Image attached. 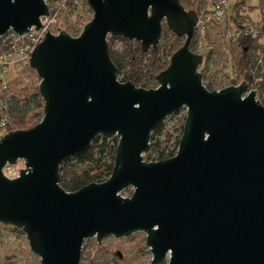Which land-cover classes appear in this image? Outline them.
I'll list each match as a JSON object with an SVG mask.
<instances>
[{
	"label": "water",
	"instance_id": "95a60500",
	"mask_svg": "<svg viewBox=\"0 0 264 264\" xmlns=\"http://www.w3.org/2000/svg\"><path fill=\"white\" fill-rule=\"evenodd\" d=\"M77 36L46 33L30 53L43 116L0 139V224L23 231L39 264H80L84 240L146 235L150 264H264V106L244 81L208 90L190 49L196 11L180 0H85ZM45 0H0V37L37 31ZM49 18V17H48ZM163 25L183 45L153 89L120 82L107 38L155 49ZM45 28V27H44ZM186 109L174 156L145 162L150 137ZM118 138L110 176L77 191L60 166L96 137ZM23 161L16 178L8 165ZM128 187L130 197L121 196Z\"/></svg>",
	"mask_w": 264,
	"mask_h": 264
},
{
	"label": "rangeland",
	"instance_id": "374dc122",
	"mask_svg": "<svg viewBox=\"0 0 264 264\" xmlns=\"http://www.w3.org/2000/svg\"><path fill=\"white\" fill-rule=\"evenodd\" d=\"M210 0H206L208 7ZM260 0H229V13H233L235 5H238L239 15L248 16L257 20L258 4ZM242 4V6L240 5ZM240 7V8H239ZM241 18V21L244 18ZM92 18V12L88 8L85 0H74L71 5L66 7L62 12L56 32L65 31L71 36H77L82 31L83 26ZM165 26L163 25V29ZM109 37L107 38V40ZM211 43H213V53L205 60L204 64L199 67V72L205 69V77L202 78L203 85L208 83L219 84L229 81L230 76L238 78L236 72L235 60L238 51L231 43L224 41L221 36V30L214 31ZM123 45L120 40L113 41V48L118 49ZM145 79L144 82H147ZM10 94L12 92H21V89L28 91L38 89L39 79L34 70H31L26 78L9 76ZM153 85V84H152ZM155 87L158 86L155 81ZM32 104H29L25 110H30ZM186 117V109L169 116L162 124V131L155 137L159 143V148L153 153L143 156L145 162H155L159 152L163 150L169 153L175 150L176 141L181 132V126ZM115 138V137H114ZM113 139V138H112ZM170 139V140H168ZM111 140V139H109ZM115 142L110 141L107 151L101 158V162L85 163L77 160H70L66 169L69 173L72 171L80 172L85 169H95L103 163L111 160L112 149ZM99 148L94 149V160L99 158ZM24 168L23 161H17L14 165H8L4 169V175L10 179L18 176V171ZM133 188L128 187L121 192V196L128 198L132 195ZM146 235L144 233H135L127 238L115 239L112 236L104 238L97 246L95 238L84 240L81 251L80 264H150V249L145 244ZM40 259L30 252L25 234L20 229L13 226L0 224V264H39ZM162 264H166L162 263Z\"/></svg>",
	"mask_w": 264,
	"mask_h": 264
},
{
	"label": "trees",
	"instance_id": "16d2710c",
	"mask_svg": "<svg viewBox=\"0 0 264 264\" xmlns=\"http://www.w3.org/2000/svg\"><path fill=\"white\" fill-rule=\"evenodd\" d=\"M181 5L186 10H193L199 13V11L206 8V0H180ZM264 0H260L257 9H261ZM242 6V4H240ZM240 8V7H239ZM233 13L239 18L237 22V27H240L241 16L238 12V5H235ZM232 13V14H233ZM232 22L236 21L235 17L230 19ZM76 36V35H75ZM120 40L123 45L114 49L113 41ZM184 42V38L176 37L173 33L167 30L165 27L162 30V35L160 41L155 49H149L143 52L140 48V44L135 41H128L122 38L109 37L107 40L108 52L111 61L117 68V78L120 82H132L136 87L150 89L155 87L156 76L163 70H165L169 64L170 57L172 54L178 50ZM238 51L237 59L235 60V67L238 77L246 82L249 87L252 85V77L250 75L249 66L254 63L253 57L258 54L263 55L264 62V25L261 33L258 37H246L244 35L240 36L238 43L234 45ZM191 51H194L192 46H190ZM2 52V50H0ZM202 78L205 77L206 71L203 69L201 71ZM148 79L147 82H144ZM264 80V75H263ZM10 84V83H9ZM153 84V85H152ZM231 85L235 82L230 83ZM205 87L212 91L213 86L208 83ZM21 92H12L10 94V85L5 91V95L8 98V116L9 125L7 127V132L11 131H26L38 124L43 116V102L40 99L38 89L28 91L26 88L21 89ZM262 92L264 93V87H262ZM258 101L264 106V96ZM32 104V108L25 110ZM183 125L181 126L182 134ZM162 131V126L152 133L150 137V153L158 150L159 143L155 140V137L159 135ZM170 140V139H168ZM114 141V146L111 147L112 155L111 160L108 163H103L97 166L95 169H85L80 172L72 171L69 173L66 169V165L70 160H77L80 162H101V158L109 147V142ZM118 142V138H113L111 140H106L100 136L96 137L91 144L89 151L82 156L74 157L64 161L59 169L60 172V186L67 192H74L81 187L95 182H104L111 174L115 149ZM179 138L176 141V148L178 147ZM99 148L98 155L99 158L94 160V149ZM175 148V150H176ZM175 150L169 153L163 152L161 150L156 161L164 160L174 156Z\"/></svg>",
	"mask_w": 264,
	"mask_h": 264
},
{
	"label": "built area",
	"instance_id": "2783aa9c",
	"mask_svg": "<svg viewBox=\"0 0 264 264\" xmlns=\"http://www.w3.org/2000/svg\"><path fill=\"white\" fill-rule=\"evenodd\" d=\"M74 0H45L48 6V16L40 17V26L37 31L35 27L23 35H18L12 30L8 31L0 37V139L7 133L9 125L8 116V98L5 91L9 87V76L17 75L20 78H26L32 70L29 65L30 53L42 41L46 33L57 34L59 18L66 7L71 5ZM198 22L194 31L190 46L193 53L203 57L205 60L213 53L214 47L211 40L214 31L221 30V36L224 41L231 43L233 46L238 43L240 36L258 37L264 25V3L261 9H258L257 20H253L248 16L243 17L240 27H237L239 18L233 13H229V0H210L208 7L199 11ZM49 17V18H48ZM236 21H231L234 18ZM45 27V28H44ZM254 63L249 66L250 75L252 77V86H248V91L243 95L246 96L250 91L255 92L256 99L264 96L262 87H264V62L263 55L258 54L253 57ZM224 83H210L214 90H220L224 87L239 85L242 80L238 77L229 78ZM203 83V82H202ZM39 85V84H38ZM205 86V85H204ZM181 134L179 135V139ZM177 148L175 150V153ZM174 153V154H175Z\"/></svg>",
	"mask_w": 264,
	"mask_h": 264
}]
</instances>
